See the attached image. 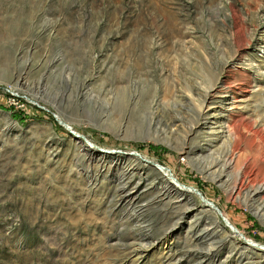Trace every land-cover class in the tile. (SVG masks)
Instances as JSON below:
<instances>
[{"label":"rangeland","instance_id":"374dc122","mask_svg":"<svg viewBox=\"0 0 264 264\" xmlns=\"http://www.w3.org/2000/svg\"><path fill=\"white\" fill-rule=\"evenodd\" d=\"M235 124L264 130V0H0V264L261 260L243 244L264 247V210L230 191L249 158L257 185L264 152L229 157ZM217 159L219 182L203 171ZM127 166L147 180L138 204L118 198ZM174 180L203 199L173 228L144 188ZM199 218L218 236L188 246ZM228 239L214 263L185 258Z\"/></svg>","mask_w":264,"mask_h":264},{"label":"bare ground","instance_id":"6f19581e","mask_svg":"<svg viewBox=\"0 0 264 264\" xmlns=\"http://www.w3.org/2000/svg\"><path fill=\"white\" fill-rule=\"evenodd\" d=\"M217 89H210L208 90L202 99L201 102V108H202V113L201 117L206 116V114L203 113L204 110H208L209 106L213 103V93H215ZM216 124V123H215ZM197 129V126L194 125L188 133H185V138L188 137L194 130ZM231 132L234 133V138L231 139L230 141H225L223 143V146L228 148L230 150L229 157H232L233 154L238 153L241 150V144L245 141L246 146L249 147H254L256 149L257 156H261L264 152V130L260 129L259 127L257 128H252L250 126H247L245 128L246 133L251 134L250 138H242V134L238 132V128L236 124L234 126H231L228 128ZM197 152V151H196ZM195 151H192V154H196ZM198 153V152H197ZM120 157V156H119ZM129 160L136 162L139 161L140 156L135 155L134 156H129ZM118 157H114L113 161L115 162V166L117 167L118 165ZM122 161V160H121ZM249 162L250 158L247 159L246 164L239 169L236 175V181L234 186L232 187L231 195L235 193H239L241 190L245 189L247 191V197H248V202L251 204H257V209L263 211L264 210V167L258 164V158H257V164L253 160L251 166H256L257 167V179L258 177L260 178V181H257V185H254V180L251 179V174H253L252 170H249ZM231 160L227 165H224L219 159L213 160L211 164H209L207 167L203 168L204 173L207 175H215V179L221 181L223 179V173L227 168H229L228 165H230ZM148 164V163H147ZM226 164V162H225ZM250 166V167H251ZM144 167H146L144 165ZM160 175L162 178H165V170L162 169L161 167L158 168ZM167 172V171H166ZM137 175L139 180H137V183H132V176ZM143 172L142 171H137L134 168H131L130 166H127L125 168L120 169V176L117 179V186L119 190V200L124 202L125 200H128L130 202H134L138 204L139 202L142 201V197L145 194H142L141 189H139L137 186L139 185L140 182H145L146 177H143ZM167 176V175H166ZM174 183H169L165 182L167 186H162V182L158 184V187L153 186L151 187L149 185L146 186L144 189L149 188L147 193H151L156 191L158 188V196L156 198V204H162L165 203L164 207L166 208V212H164V220L165 223L166 221H173V228L176 227L178 222L183 220V218L187 217L189 214L193 213L195 210L199 209V207L196 204L191 203L190 196L191 193L195 194L197 197L203 199V196L199 192L191 191L190 189H184L177 181H173ZM161 186V188H160ZM144 191V190H143ZM146 193V194H147ZM162 205V206H163ZM209 207H212V204L208 203ZM183 207V208H182ZM179 210V211H178ZM218 212V211H217ZM219 213V212H218ZM221 214V213H220ZM221 217L224 218V220L228 223L230 227L233 228V230L236 231V229L231 226L229 220L226 218V216L221 214ZM219 226L215 223H208L205 218H199L193 222L189 226V233L187 235L186 239V244L188 246H191L193 243L197 242H210L215 240L217 238V230ZM234 231V233H236ZM237 234V233H236ZM243 238V237H242ZM244 239V238H243ZM246 240V239H245ZM210 243V245L212 244ZM209 245V244H208ZM209 245V246H210ZM216 246L210 248L207 252L204 253H192L190 255L185 254V258L188 259H196L199 262H208V263H214L216 259L219 258V255L224 252L225 249L232 248L233 242L231 239L228 240H221L218 243H215ZM243 248L246 251H256L261 260L259 261H252L251 258H248L244 254L241 253H233L232 250L228 251L229 257H231L230 260H236L238 263H243L246 260V264H264V247H258L253 245L251 242L247 241L246 243L243 244ZM151 247V246H149ZM145 249H139L141 251L140 254H137V256L142 254V251H145ZM234 247V246H233ZM190 248V247H189ZM176 254H172L170 258H166L165 261L169 262V264L175 259ZM177 260H175L176 263ZM172 262L171 264H173ZM174 263V264H175Z\"/></svg>","mask_w":264,"mask_h":264}]
</instances>
